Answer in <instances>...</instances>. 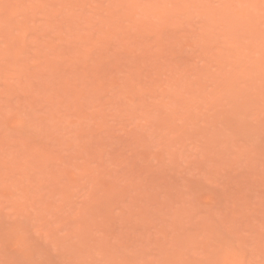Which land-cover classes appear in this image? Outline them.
<instances>
[{"label":"rangeland","instance_id":"374dc122","mask_svg":"<svg viewBox=\"0 0 264 264\" xmlns=\"http://www.w3.org/2000/svg\"><path fill=\"white\" fill-rule=\"evenodd\" d=\"M0 264H264V0H0Z\"/></svg>","mask_w":264,"mask_h":264}]
</instances>
